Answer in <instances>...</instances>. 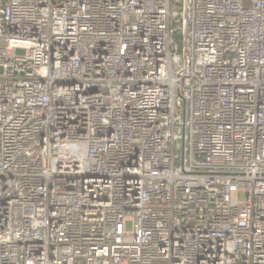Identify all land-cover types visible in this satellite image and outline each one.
I'll return each instance as SVG.
<instances>
[{
	"label": "built area",
	"instance_id": "built-area-1",
	"mask_svg": "<svg viewBox=\"0 0 264 264\" xmlns=\"http://www.w3.org/2000/svg\"><path fill=\"white\" fill-rule=\"evenodd\" d=\"M0 264H264V0H0Z\"/></svg>",
	"mask_w": 264,
	"mask_h": 264
}]
</instances>
